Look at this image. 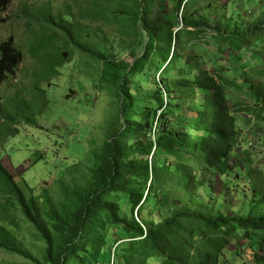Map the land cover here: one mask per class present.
Here are the masks:
<instances>
[{"label": "trees", "instance_id": "obj_1", "mask_svg": "<svg viewBox=\"0 0 264 264\" xmlns=\"http://www.w3.org/2000/svg\"><path fill=\"white\" fill-rule=\"evenodd\" d=\"M201 1L174 0L168 10L159 0H136L131 7L141 21V53L132 64H125L115 61L108 50L100 52L102 78L116 86L118 105L108 117L102 147L93 153V167L73 182L63 183L60 199L45 198L39 205L33 196H26L0 161V189L6 192V198H11L6 202L20 209L44 243L43 264H95L108 250L110 262L114 254L113 264H150L154 258L160 260L159 264H221L224 250L240 232L253 244V235L264 231L261 170L249 167L244 172V178L249 180L243 190L248 200L245 215L233 213L225 203L214 208L216 203L210 202L211 198H201L205 185L195 184L198 176L193 164L216 177L233 175L230 157L239 136L235 115L243 111L229 104L227 89L236 87L229 75L231 67L209 69L192 56V42L199 40L215 21L197 15ZM12 2L0 0V21ZM140 4L142 10L134 11ZM254 27L260 30L258 33L264 31V19ZM215 31L238 54H242L240 41L251 33H241L240 26L229 31V24H220ZM183 38L187 41L183 42ZM18 53L22 56L13 38L0 42V86L15 75ZM225 57L231 55L226 53ZM60 58L62 54L55 56V65L45 70V80L57 72ZM158 58L168 62L164 74L186 59L173 79L166 78L155 85L152 99L156 107L144 103L141 110L129 87V76L153 66ZM236 70L231 73L239 74ZM261 73L264 75V70ZM248 90L256 104L252 110L262 121L264 92L254 84H249ZM170 117L176 126H172ZM214 185L209 184V194ZM192 191L197 194L196 201L189 197ZM220 191L217 200L224 196L222 188ZM123 202L131 205L130 216L123 213ZM162 204L165 218L157 223L142 219V212ZM242 208L245 210V205ZM109 227L121 228L128 236L114 241L113 253L107 246ZM123 241L128 245L120 253L119 243ZM0 249L42 264L1 223ZM254 258L264 260L258 253Z\"/></svg>", "mask_w": 264, "mask_h": 264}, {"label": "rangeland", "instance_id": "obj_2", "mask_svg": "<svg viewBox=\"0 0 264 264\" xmlns=\"http://www.w3.org/2000/svg\"><path fill=\"white\" fill-rule=\"evenodd\" d=\"M159 1L168 10L174 4V0ZM134 5L136 0H13L1 15L0 42L13 38L22 56L17 55L15 75L0 86V161L26 196H33L39 205L45 198L60 199L63 183L73 182L93 167V153L102 147L108 117L118 105L116 86L102 78L100 52L108 50L115 61L125 64H132L141 53L138 33L141 21L133 14ZM200 5L197 15L215 21L199 40L192 42L193 49H188L209 69L231 67L229 75L236 87L227 89L229 104L232 109L243 111L235 115L239 136L230 157L233 175L216 177L193 164L198 176L195 184L197 187L205 185L200 191L201 198L203 201L211 198L210 202L216 203L214 208L225 203L233 208V213L245 215L248 200L243 190L249 180L244 178V172L255 167L264 175V119L257 120L252 110L256 104L248 90V85L254 84L259 92H264L261 73L264 70V31L258 33L260 30L254 27L264 19V0H202ZM142 6L134 11H141ZM220 24L221 27L229 24V31L237 26L241 33L251 31L240 41L242 54L232 52L227 40L215 31ZM186 41L187 38H183V42ZM226 53L231 57L226 58ZM61 54L57 72L45 80V70L50 69L52 63L55 65V56ZM185 59L175 68L171 67L173 71L167 74L163 70L168 62L158 58L153 66L129 76V87L141 110L144 103L156 107L152 99L155 85L166 78L173 79ZM232 69L233 72L237 69L239 74L231 73ZM262 116L264 118V112ZM27 117L29 121L25 120ZM170 119L172 126H176L174 118ZM207 182L215 184V191L210 194ZM146 188L151 187L147 184ZM220 188L224 196L217 200ZM195 196L193 191L189 194L193 201H196ZM6 197V192L0 189V223L24 250L43 264L44 243L25 221L20 209L6 202L10 196ZM150 208L141 213L142 219L157 223L167 216L163 204ZM122 210L128 216L132 213L128 202L122 203ZM133 215L136 217V211ZM106 233L107 246L112 253L114 241L128 237L121 228L109 227ZM252 239L253 244L240 232L231 239L220 263L264 264V260L254 258L255 253L264 257V231L255 233ZM125 242L119 243L120 253L128 245ZM110 259L108 250L98 261L109 264ZM157 261L154 258L148 263L159 264L160 260ZM0 264L36 263L0 249Z\"/></svg>", "mask_w": 264, "mask_h": 264}, {"label": "built area", "instance_id": "obj_3", "mask_svg": "<svg viewBox=\"0 0 264 264\" xmlns=\"http://www.w3.org/2000/svg\"><path fill=\"white\" fill-rule=\"evenodd\" d=\"M113 262H114V254L112 255V260H111L110 264H113ZM95 264H101V263L95 262Z\"/></svg>", "mask_w": 264, "mask_h": 264}]
</instances>
